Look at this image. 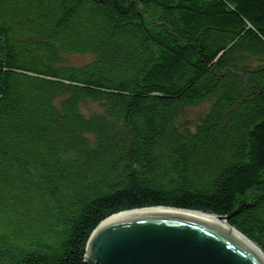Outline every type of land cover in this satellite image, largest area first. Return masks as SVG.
<instances>
[{
  "label": "trees",
  "instance_id": "trees-1",
  "mask_svg": "<svg viewBox=\"0 0 264 264\" xmlns=\"http://www.w3.org/2000/svg\"><path fill=\"white\" fill-rule=\"evenodd\" d=\"M150 207L264 255V0H0V264Z\"/></svg>",
  "mask_w": 264,
  "mask_h": 264
},
{
  "label": "water",
  "instance_id": "water-1",
  "mask_svg": "<svg viewBox=\"0 0 264 264\" xmlns=\"http://www.w3.org/2000/svg\"><path fill=\"white\" fill-rule=\"evenodd\" d=\"M228 218L169 207L122 212L91 233L84 264H264Z\"/></svg>",
  "mask_w": 264,
  "mask_h": 264
},
{
  "label": "rangeland",
  "instance_id": "rangeland-1",
  "mask_svg": "<svg viewBox=\"0 0 264 264\" xmlns=\"http://www.w3.org/2000/svg\"><path fill=\"white\" fill-rule=\"evenodd\" d=\"M205 110V107L193 108L186 110L187 116L191 119L196 118L201 112Z\"/></svg>",
  "mask_w": 264,
  "mask_h": 264
},
{
  "label": "bare ground",
  "instance_id": "bare-ground-1",
  "mask_svg": "<svg viewBox=\"0 0 264 264\" xmlns=\"http://www.w3.org/2000/svg\"><path fill=\"white\" fill-rule=\"evenodd\" d=\"M215 217V216H214Z\"/></svg>",
  "mask_w": 264,
  "mask_h": 264
}]
</instances>
